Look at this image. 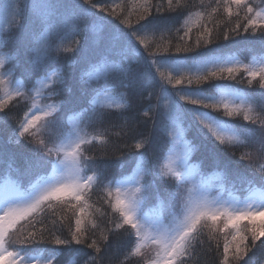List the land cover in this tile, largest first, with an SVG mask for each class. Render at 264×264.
<instances>
[{
    "label": "snow or ice",
    "instance_id": "snow-or-ice-1",
    "mask_svg": "<svg viewBox=\"0 0 264 264\" xmlns=\"http://www.w3.org/2000/svg\"><path fill=\"white\" fill-rule=\"evenodd\" d=\"M138 7L133 24L114 6L94 0H0V126L14 125L7 142H0V169L16 177L0 182V264H54L56 254L83 248L95 253H83L89 255L85 264H98L110 233L134 237L125 259L139 258L137 264H189L197 246L207 253L214 246L219 264H239L254 249L264 250V219L255 223L264 218V163H257L264 159V104L256 110L249 94L225 83L246 80L264 89V58L243 63L226 56L211 47L214 30L207 26L191 43L185 40L205 15L222 9L228 23L236 17L225 41L242 30L259 33L264 47V0L201 3L203 10L189 12L181 24L182 43L163 47L148 42L170 31L154 12H176L180 0H140ZM174 79L186 87L171 91ZM69 80L74 88L66 87ZM137 81L157 101L141 115L161 117L147 133L128 115L133 94L121 91ZM259 96L264 99V92ZM21 104L23 116L12 114ZM111 127L132 140L126 144L131 165L119 176L89 155L96 145L113 143ZM241 148L252 150L239 155L246 172L222 157ZM198 151L220 169L221 182L203 171L204 160L193 164ZM102 155H109L107 149ZM101 190L103 211L90 202ZM93 217H107L106 227ZM40 245L55 247L34 258L30 253Z\"/></svg>",
    "mask_w": 264,
    "mask_h": 264
},
{
    "label": "trees",
    "instance_id": "trees-1",
    "mask_svg": "<svg viewBox=\"0 0 264 264\" xmlns=\"http://www.w3.org/2000/svg\"><path fill=\"white\" fill-rule=\"evenodd\" d=\"M94 2L102 3L106 6H114L115 11L117 13H120L122 16H127L133 24H135V20L137 18V14L139 12V2L140 0H94ZM165 3L166 0H153V3ZM175 3V0H174ZM201 3L205 7L208 5L215 6L216 0H180L181 7L176 12H165L163 14H155L154 9V15H159L161 18V23L166 24L170 31L165 30L163 31V34L161 32L156 33V38L153 41L151 36H149V43H152L153 47L156 46V44H160L161 47L166 46L167 42H171L173 46H175L177 43H182L180 41L179 37L184 34V29L181 28V24L183 23V20L188 15L189 12L195 13L198 10H203L201 8ZM210 11V9H208ZM109 11H112V7H109ZM243 13H241V16ZM193 19H195V16H193ZM232 22L228 23V18L226 17V14H223L221 9V14H217L211 18H209L207 15H205L204 19L200 21L201 27L193 28L192 33L189 34V37H185V40H188L190 43L195 40L196 35L199 31H202L203 26H207L209 28H212L214 30V41L211 47L219 49V51L223 52H232L234 54H239L241 58H243L245 61L248 60V57L250 55H257L264 53V47L261 46V37L259 33L252 34V33H243L241 30V35L235 36L230 35L229 40L225 41L223 38L224 31L227 29H230L234 26L236 17H232ZM181 28L180 32L177 33L176 29ZM91 38V33L89 34ZM161 35H163V38L161 39ZM7 53L9 55H13L14 50L11 48L6 49ZM143 51V49H141ZM147 55V53H145ZM163 70V69H162ZM161 70V71H162ZM20 71L22 69L17 71V75H20ZM152 74L155 75V79L159 81L161 79L160 75L155 72V69L152 70ZM175 81H173L174 83ZM143 81H137L134 88L132 89H121V91H124L126 93H132L134 96L133 109L128 112L129 116H136V118L140 121L138 124V131L147 133L150 131L153 127V124L156 125L161 124V117L159 115L153 116L151 119L145 118L141 115L142 111L148 107L149 104L155 105L156 104V96L153 95L151 100H149L148 94L152 89L146 88L143 86ZM225 83H232L235 85L236 88L244 90L247 94H249L252 99L248 101L256 110H259V106L261 104H264V99H262L259 96V93L264 92V89L260 88V85L258 83H254L252 86H249L246 82V80L243 83H239L238 81H225ZM170 85V86H169ZM167 85V87L172 91L171 84ZM186 87V84L182 83L178 85V87ZM67 88H74V85L71 80L68 81L66 84ZM67 95V93H66ZM27 111V108L21 104L13 108L14 115L17 116H23L24 112ZM112 112H116V109H112ZM225 119H230L227 117H224ZM145 119H148V123L145 125L143 121ZM234 123L242 124L246 123L242 120V118H231ZM112 122H118L116 121L115 117L112 118ZM14 126L13 122L9 121V125L4 127L0 126V142H7V138L11 132V127ZM104 127H110L109 124L104 125ZM89 131H92V129H89ZM120 131L119 128L111 127V140L112 144L103 146V145H96V150L93 152H90L89 155H93L95 158H97L98 162H100L102 165H107L109 173L112 175L119 176L122 172H126V169H128L131 165V155L129 153L128 148L126 147V144H131L132 140L130 138H122L120 136H116L115 133ZM188 139H191V136L187 137ZM9 149L12 151H17L16 146L9 144ZM107 149L109 152V155L104 156L102 155V150ZM118 149V150H116ZM244 151H252L251 149H239L238 151L233 154L232 150H226L222 153V157L227 158L234 162V167H236L241 172L247 171V163L245 161H240L239 155L240 152ZM123 153V155L121 154ZM207 154L203 151H198L193 153V164L200 165V161L204 160L203 164V171L208 175H219L220 169L214 167V165L211 162L210 158H206ZM258 165L260 163H264V159H258L257 160ZM16 167H23V161L20 159H17ZM259 175V174H257ZM15 177L11 174H5L2 169H0V181L6 177ZM220 176V175H219ZM151 179V178H149ZM240 194V193H238ZM104 196L103 191H97L93 194L91 201L95 203V207H101L102 211L107 208L106 205H103V200L101 199ZM103 206V207H102ZM93 219H96L97 222L100 224L101 228L106 227L107 224V217L104 219H99L97 217H93ZM264 218H257L255 223L259 224L261 220ZM247 221L243 220L240 221V227L243 229L245 225H247ZM65 236H67V232L64 233ZM96 235H99V232L97 231ZM224 233L218 234V238L221 243V252L223 251V240H224ZM205 240L207 239V236L205 235ZM230 239V236L228 237ZM134 243V237H128L124 235L123 233H110L109 234V240L106 242V247L102 250V254L100 257H98V264H137V261L139 258L132 257L130 259H125V257L128 255V252L131 250L132 244ZM55 247L54 245H40L38 246L37 251H34L30 253L33 257L36 255L41 254L42 256H49L50 252L45 251L46 249H51ZM74 248H82L83 246H73ZM153 251L146 250V255H151ZM83 253H88L89 255H95L93 250L83 248V252H76V251H69L65 250L62 253L56 254V260L54 261V264H85V261L89 259V255H85ZM189 264H219V258L215 255V248L213 246V252L207 253L205 249H201L197 246L196 252L193 253L192 260L189 261ZM239 264H264V250L260 249H254L251 253H249L247 256L244 257L242 261L239 262Z\"/></svg>",
    "mask_w": 264,
    "mask_h": 264
},
{
    "label": "rangeland",
    "instance_id": "rangeland-1",
    "mask_svg": "<svg viewBox=\"0 0 264 264\" xmlns=\"http://www.w3.org/2000/svg\"><path fill=\"white\" fill-rule=\"evenodd\" d=\"M226 56L227 55H231V56H233L234 58H236V59H238V60H240V61H242L243 63H249V62H251V61H253V60H257V61H259L261 58H264V53H261V54H257V55H250L249 57H248V60H244L243 58H241L240 57V55L239 54H234V53H232V52H223ZM163 71V73H164V76L165 77H167L168 76V70L167 69H163L162 70ZM178 78V77H177ZM173 81H175V79L173 80ZM170 86V85H169ZM171 87H172V91L174 92L176 89H180V88H183V87H178V85H175V82L174 83H172L171 84ZM210 179H213L215 182H217V183H219V182H221V177L219 176V175H212V176H208ZM7 179H9V180H14L16 177H6ZM6 178H4V179H6ZM4 179H2V181H0V182H3L4 181ZM237 195H241V194H238L237 193ZM151 206V204H148V205H146V208L147 207H150ZM152 256H154V252H152V254H151ZM42 255L41 254H39V255H36V256H34V258L35 257H41Z\"/></svg>",
    "mask_w": 264,
    "mask_h": 264
}]
</instances>
